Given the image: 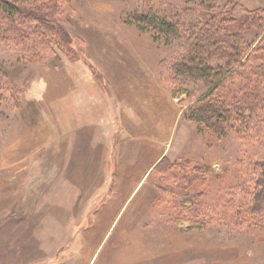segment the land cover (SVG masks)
I'll use <instances>...</instances> for the list:
<instances>
[{
    "label": "rangeland",
    "instance_id": "1",
    "mask_svg": "<svg viewBox=\"0 0 264 264\" xmlns=\"http://www.w3.org/2000/svg\"><path fill=\"white\" fill-rule=\"evenodd\" d=\"M34 1L62 35L38 58L0 40V264H264V79L246 132L192 119L264 66V0H233L251 48L229 41L242 59L211 94L181 73L185 34L135 15L188 24L227 0Z\"/></svg>",
    "mask_w": 264,
    "mask_h": 264
},
{
    "label": "trees",
    "instance_id": "2",
    "mask_svg": "<svg viewBox=\"0 0 264 264\" xmlns=\"http://www.w3.org/2000/svg\"><path fill=\"white\" fill-rule=\"evenodd\" d=\"M209 1L214 2L215 0H204L203 3ZM227 5H231V7L226 13L223 10L211 13L207 12L202 14L203 17H198L192 22H188V24L178 19L176 13L161 17L151 9L148 12L137 13L135 15V21H137L140 30H142L140 25L145 24L149 27L150 32L158 38L161 36L174 37L176 35L181 36L182 33L185 34V36L183 35L185 51L181 56L180 62L181 73L186 77L189 76L188 78L190 79L195 77L198 79L203 76L207 78L210 89L209 94H211L216 84L222 81L228 72L233 71L242 59L240 55V53L243 54L241 52L242 50L233 49V46L229 45V41L243 43L244 46L246 45L244 50L246 49L247 51L251 48V44L249 42L246 43L240 30L254 22L255 19L248 17L240 18L238 20V29H234L233 25H231L235 21L233 14L235 12L234 1L227 0ZM37 7L39 6L34 0H0V40L15 43V45L21 44L23 50H28L31 52L32 57L38 58L40 56L39 51L45 43L44 41H46L47 45L51 39L61 37L62 34L57 27H51L48 21L32 13L31 9L34 10ZM33 23L42 26L41 29L36 30L32 28ZM206 42L209 43V46H207ZM211 46H213V52L214 50L216 51L215 53L211 51L209 53L208 51L206 52L207 48L209 50L212 49ZM225 46L226 50H224ZM232 49L234 52L232 55H229V50ZM205 52L206 56L200 58L202 57L201 53ZM217 53L220 54L219 60L221 59V61L211 62L213 57H215L214 54ZM256 69L254 68V70L248 73L251 77H247L248 88L246 89L244 87L246 89L244 94L242 92L241 94L234 95L232 93L233 91L229 90L224 93L222 98H217L215 102L219 111L212 110L208 105H205L201 108L194 109L197 113L193 115L192 119L199 123L212 126L217 130H222L223 125L236 129L238 132L243 130L246 132L249 128L251 129L254 121L258 122L261 120V115L257 113L259 111V102H253L256 93L252 85L264 79V66ZM210 74L212 75L210 76ZM210 96L212 97V95ZM251 169L252 175L255 177L259 175V171H264V157L259 163H252ZM259 177H261L260 181L264 182V174L263 176L259 175ZM247 201H250V199L248 198ZM263 201L259 200L258 203L263 204Z\"/></svg>",
    "mask_w": 264,
    "mask_h": 264
},
{
    "label": "crops",
    "instance_id": "3",
    "mask_svg": "<svg viewBox=\"0 0 264 264\" xmlns=\"http://www.w3.org/2000/svg\"><path fill=\"white\" fill-rule=\"evenodd\" d=\"M82 105H83V106H82ZM79 106H80L81 108H82V107H85V108H86L85 102H83L82 104L80 103ZM101 108H102V111H103V113H102L103 115H104V113H105L106 115L112 113V111H111V107H110L107 103H102ZM82 110H84V109H82ZM120 115H128V114H127V108H124V107L121 106V112H120Z\"/></svg>",
    "mask_w": 264,
    "mask_h": 264
}]
</instances>
